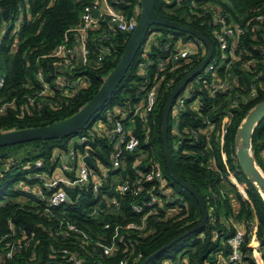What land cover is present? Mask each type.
<instances>
[{
  "label": "trees",
  "instance_id": "16d2710c",
  "mask_svg": "<svg viewBox=\"0 0 264 264\" xmlns=\"http://www.w3.org/2000/svg\"><path fill=\"white\" fill-rule=\"evenodd\" d=\"M90 0H0V21L2 11L11 14L16 11H29V18L19 31L20 44L15 53H9L10 41L5 36L0 44V67L5 72V88L7 96L19 92L20 84L25 77L32 79L34 62L37 56L48 54L63 39L64 32L79 22L80 13L84 5ZM210 1L222 10L226 21L244 25L246 21L264 12V0H195L196 4ZM138 0H123L117 7L126 15L133 13V6ZM191 11L190 0H183L179 5L164 4L155 1V12L169 20L188 25L205 35L212 43L213 36L202 20L195 19ZM184 14V17L180 16ZM106 30L108 40L100 38V32ZM153 31L160 33L153 41H148ZM72 36V35H70ZM89 54L87 63H72L63 71V76L71 82L78 76H85L87 85L78 88L67 84L57 94V106L54 109L46 107L40 113L17 117L13 113L0 116V133L8 130L38 127L52 124L65 119L77 112L97 92L107 74L117 63L127 38L108 24L101 22L100 27L88 33ZM187 38L186 33L161 25H154L142 47L138 50L134 60L126 71L123 79L94 115L95 119H103L105 113L114 106L138 105L143 97L144 89L155 84L157 88V103L149 114L145 129L137 120L134 133L140 140L139 150L135 155L144 154V162L156 160L161 167L164 177L174 190L182 195L186 207L174 211L171 217H165L162 210L151 214L147 218V225L151 232L145 237H139L132 230H123L121 226L128 222H138L141 215L131 211L128 206L129 196L121 200L117 213L105 216L103 209L96 205L92 195L87 190L82 192V200L76 204L61 205L44 212L43 202L35 194H24L14 188V185L24 179V172L15 165L8 164V160L18 163L30 162L35 159L49 160L53 150L66 148L69 138L85 133L92 128L90 121L77 133L65 138L49 140H33L14 145L0 147V264H42L62 259L52 258L54 249L67 247L79 252L84 264H117L121 259L127 264H139L146 256L174 239L176 236L200 223L201 212L194 196L175 183L169 176L161 142V113L163 105L174 85L183 74L176 75L183 67L170 71L168 66L157 72L159 60L166 59L173 49L174 41ZM171 43V44H170ZM166 44L169 46L165 47ZM107 47L103 58L98 61L97 47ZM147 48V49H145ZM146 50V51H145ZM237 59L228 69L230 73L231 89L225 93L211 95L203 88L197 92L200 96L199 108L192 110L187 107L192 101L185 102V109L179 114L175 123L177 132L170 130L174 121L169 115L168 145L173 170L183 181L191 185L202 197L208 219L206 225L169 248L161 251L147 264H163L167 259L174 258L184 251L189 264H205L210 256H214L223 249L226 255L227 247H223L228 234L233 230L229 221L254 220L255 244L264 247V200L258 188L243 173L236 158V135L245 115L257 103L264 100V40L261 31L243 32L239 36ZM150 60L152 64L147 68L146 75L139 73L140 63ZM40 64L47 70V65L53 63L52 58H41ZM193 58V67L196 66ZM191 67L190 69H192ZM225 68L218 69L222 76ZM254 90V96L248 97ZM71 92V93H69ZM236 101V106L233 102ZM207 122H209L207 124ZM187 130V131H184ZM92 149H98L99 158L104 165L110 163L111 145L108 140L97 133L92 141H88ZM10 150H7V149ZM23 149V156L14 158L12 153ZM251 152L256 164L264 173V119L259 122L251 135ZM11 155V156H10ZM12 157V158H10ZM16 157V156H15ZM133 156L123 155V162L129 171ZM3 166V167H2ZM95 171H97L94 168ZM33 184L35 180H25ZM227 184L233 193L238 208L233 209L231 198L222 190ZM79 190L69 189L73 196ZM45 193V191H44ZM17 199H23L18 201ZM89 213L93 215L89 216ZM64 220L75 224L88 235L86 242L70 240L57 236L60 222ZM105 222L109 228L105 229ZM26 223L32 224L26 228ZM115 227L119 232H125L128 241L117 243L118 250L110 256H104L97 243H111ZM214 233L217 236H214ZM19 247L11 257L5 255L6 246ZM128 248L127 252H124ZM250 264H254L250 260Z\"/></svg>",
  "mask_w": 264,
  "mask_h": 264
},
{
  "label": "built area",
  "instance_id": "2783aa9c",
  "mask_svg": "<svg viewBox=\"0 0 264 264\" xmlns=\"http://www.w3.org/2000/svg\"><path fill=\"white\" fill-rule=\"evenodd\" d=\"M122 1L90 0L84 5L79 22L64 32L62 41L51 52L36 57L32 79L25 77L20 84L19 92L13 96H7L9 93L5 88V72L0 67V116L13 113L17 117H24L40 113L46 107L54 109L58 104L56 95L60 96L65 85L70 84L71 87H75L73 92H76L78 88L85 87L87 85L85 76H78L68 82L63 76V71L72 63H87L89 54L88 33L99 28L101 22L119 32L130 34L134 30L140 11L139 4L133 6L131 15H126L117 7V4ZM161 1L164 4L175 3L179 5L183 0ZM190 5L194 9L191 13L195 19L208 18L206 24L214 39V43L210 41L213 45V52L204 68L186 83L174 99L169 114L174 121L170 127L173 134L177 132L175 123L178 121L181 111L185 109V102L192 99L187 107L192 110L199 108L200 96H197V92L201 90V85L211 95L222 94L231 89L228 69L238 57L236 50L239 36L248 30L261 31L264 40V12L249 19L244 25H239L232 21H226L220 7L210 1L196 4L195 0H190ZM94 10H97L96 17L93 16ZM11 16L12 14L8 11L7 17L1 19V22L6 25L0 36V44L3 38L7 36L10 41L8 44L9 53L13 54L20 44L19 31L30 14L29 11H24V16L9 27L7 23L11 20ZM158 35L160 33L153 31L147 43L153 41ZM186 35L187 38L179 37L174 41L173 49L166 59L158 61L157 72L168 66H170V71L183 67L176 75L183 74L182 77H184L204 59L207 53L204 43L193 35ZM100 38L108 40V33L105 29L100 32ZM167 46L169 44L165 45V47ZM97 50V60L100 61L107 47L99 46ZM194 57L198 63L193 67L192 60ZM41 58L54 60L53 63L47 65V70L40 64ZM151 64L150 60L140 63L139 73L142 76L146 75L147 68ZM49 65L53 66V72L50 71ZM191 67L193 68L190 69ZM221 67L225 68V73L222 76L218 74V69ZM253 96L254 90H251L248 97ZM156 103L157 88L153 84L144 89L142 100L138 105L114 106L105 113L103 119H98L104 125L102 131H96L92 123L90 130L75 135L78 143L73 149L66 152L61 150L59 154L55 157L51 156L47 161L35 159L30 162L18 163L15 160L7 159L8 164L15 165L17 169L24 172V179L18 181L14 188L26 195L35 194L38 196L43 202L44 212H49L51 208L61 205L76 204L83 198L81 191L87 190L92 195L96 205H99L105 216H108L117 213L120 209L121 200L129 196V208L132 212L140 214L141 217L138 222L131 221L120 228L125 231L132 230L139 237L147 236L151 232L147 225L149 215L162 210L165 217H171L174 211L186 207L184 197L168 183L160 164L156 160L145 163L144 154L135 155L140 144L138 136L134 133L135 123L138 120L142 129H145L147 118L155 109ZM233 106H236V101L233 102ZM96 133L106 138L111 145L109 165H104L101 162L100 154L96 152L99 148L92 149L88 145V141H92ZM123 155L133 156L129 171L125 168ZM84 157H89L93 166H90ZM262 158L264 159V154ZM1 171H3L2 168H0V175ZM25 180H35V182L30 185ZM72 188L79 190L73 196L69 193V189ZM88 215L91 216L93 213ZM229 225L232 226L233 230L229 232L223 245V247H227L226 255L221 249L214 256H210L212 259L207 260L205 264H250V260L254 264H264V247L255 244L256 222L254 220H231ZM104 228H109V222H105ZM119 231V228L115 227L111 243H97L104 256L113 255L118 250L117 243L125 242L127 237L125 232L120 233ZM56 235L70 240V244H76L74 239L81 241V243L88 239L85 232L67 220H64V224L60 222ZM214 236L217 234L214 233ZM127 241L128 239H126ZM4 249L6 250L5 255L11 257L15 251L19 250V247L11 245ZM127 250L128 248H125L124 252ZM183 253L184 251H181L174 258L165 260L163 264H189ZM56 257L65 261L66 264H84L79 252L75 249L67 247L54 249L52 258L55 259ZM117 264H127V262L121 259Z\"/></svg>",
  "mask_w": 264,
  "mask_h": 264
},
{
  "label": "water",
  "instance_id": "95a60500",
  "mask_svg": "<svg viewBox=\"0 0 264 264\" xmlns=\"http://www.w3.org/2000/svg\"><path fill=\"white\" fill-rule=\"evenodd\" d=\"M156 0H139V16L134 30L128 34L121 32L127 38L126 45L112 70L107 74L101 83L97 92L89 99L77 112L73 115L45 126L30 127L4 131L0 133V147L14 145L18 143L33 141V140H49L55 138H65L80 131L90 121H94V115L102 108L104 103L111 97L126 71L134 60L138 50L142 47L154 25L165 26L174 30L181 31L188 35H193L200 39L206 46V56L204 59L188 74L173 87L169 93L161 113V142L163 154L165 158L166 168L170 178L180 185L183 189L189 191L199 204L201 212V221L196 226L187 229L174 239L170 240L153 253L146 256L139 264H147L153 257L157 256L161 251L169 248L174 243L180 241L186 236L202 229L208 219V213L204 201L194 187L183 181L177 176L173 170L171 157L169 154L168 145V130H169V114L177 94L184 88L186 83L199 73L209 61L213 52V45L210 40L200 31L176 21L169 20L159 16L155 12ZM8 11L2 12V17L5 19ZM93 16H97V10L93 11ZM49 69L53 72V66L49 65ZM264 119V100L257 103L251 110L247 112L242 120L236 135V158L243 173L255 184L260 191L264 200V173L256 164L251 152V135L254 127ZM66 159V158H65ZM84 160L93 166V162L89 157H84ZM32 224L26 223V228L30 229ZM42 264H66L56 260L46 261Z\"/></svg>",
  "mask_w": 264,
  "mask_h": 264
},
{
  "label": "rangeland",
  "instance_id": "374dc122",
  "mask_svg": "<svg viewBox=\"0 0 264 264\" xmlns=\"http://www.w3.org/2000/svg\"><path fill=\"white\" fill-rule=\"evenodd\" d=\"M138 2H139V0H138ZM24 16V11H16V12H14L13 14H12V16H11V20H9L8 21V23H7V25L10 27L11 25H12V23H16V22H18L22 17ZM180 16H182V17H184V14H180ZM5 23H3V22H1L0 21V36L2 35V33H3V30L5 29ZM97 120L98 119H95L94 121H93V124L94 123H96L97 122ZM78 142H77V140H76V138L73 136V137H71V138H69L68 140H67V142H66V148L68 149V150H70V149H73L74 148V146L77 144ZM7 150H10L9 148L7 149ZM22 151H23V149H19L18 151H15L14 153H12L14 156H12V157H14V158H20V157H22L23 156V153H22ZM53 154H55V150H53V153H52V156H54ZM11 156V155H10ZM16 156V157H15ZM12 157H10V158H12ZM229 189H231L230 187H228ZM18 201H23V199H17Z\"/></svg>",
  "mask_w": 264,
  "mask_h": 264
},
{
  "label": "crops",
  "instance_id": "0c3cea01",
  "mask_svg": "<svg viewBox=\"0 0 264 264\" xmlns=\"http://www.w3.org/2000/svg\"><path fill=\"white\" fill-rule=\"evenodd\" d=\"M93 127H94V129L96 131H102L103 128H104V125H103V123L101 121L98 120L96 123L93 124ZM60 151L61 150H55V154H53L54 155L53 157H55V155L59 154ZM62 151L66 152V151H69V150L67 148H65V149H62ZM228 187L229 186H227V184H225V182H224V184L222 186V190H223L224 193H227V195L231 198V204L233 206V209L236 210L238 208L237 203H236V201L233 198L234 197L233 193L231 192V190Z\"/></svg>",
  "mask_w": 264,
  "mask_h": 264
}]
</instances>
